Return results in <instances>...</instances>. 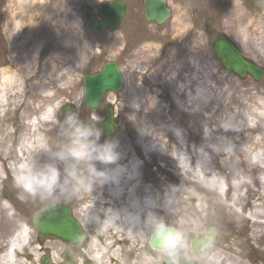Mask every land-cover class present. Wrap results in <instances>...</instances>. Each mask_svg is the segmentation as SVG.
<instances>
[{
  "label": "rangeland",
  "instance_id": "374dc122",
  "mask_svg": "<svg viewBox=\"0 0 264 264\" xmlns=\"http://www.w3.org/2000/svg\"><path fill=\"white\" fill-rule=\"evenodd\" d=\"M104 1L0 0V84L1 69L13 77V83H19L10 90L16 95L5 98L3 104H6L0 107V255L5 253L7 243L23 224L29 227L31 236L29 245L17 253L16 264H40V258L45 254L50 255V264H57L62 259L63 243L52 239L36 240L31 217L36 208L45 204L37 199L19 198L13 168L34 137L41 139V145L47 140L52 150L67 142L60 134L65 117L59 109L64 104L71 103L82 122L99 128L103 118L102 105L90 109L82 103L81 78L84 74L97 72L108 60L119 65L123 86L106 95L114 109V130L109 135L101 134L98 143L120 139L126 152L132 155L141 153L133 144L134 136L154 128L143 124L144 95H139L133 106L129 103L131 94L139 87L152 89V83L165 81L164 88L176 89L180 95L202 82L209 90L233 91V97H239L241 103L247 102L250 109H254L252 105L257 107L264 103V74L258 81L249 76L240 78L222 68L210 48L213 38L224 34L246 58L264 69V0H166L171 12L162 24L144 18L143 0H126L129 9L118 28L93 34L82 18V10L88 6L95 11V7ZM207 18L213 20L208 27L205 25ZM167 80L170 83H166ZM228 81L232 82L229 88ZM216 106L214 104L211 111ZM4 107L11 108L5 118ZM161 107L166 111L167 120L180 132L187 133L191 128L193 134L204 135L207 131L203 117H190L168 97L163 99ZM48 108H52L54 114L45 122L39 117ZM137 108L139 114L134 113ZM227 112V108H219L211 128H216ZM36 118L40 120L34 129L28 123ZM244 118L246 121H241L225 135L228 141H238L247 134L255 136V132L246 130L245 124L256 120L257 130L264 126L259 117L244 114ZM160 142L166 143L167 138ZM253 153L246 152L244 158L249 160ZM48 159L47 153L36 151L37 162ZM140 160L144 186L149 191L159 188L162 194L173 197V215L166 214L163 209L155 214L185 233L186 246L181 250V260L186 258L197 264H207V258L214 257L212 264H221L226 258L229 264H264V230H258L256 237H250L247 224L228 222L223 212L216 211L218 200L213 193L174 175V163L170 158L152 155L146 159L142 155ZM93 164L97 171H104L106 167L101 161H93ZM78 166L87 177L86 166ZM57 167L63 171V164L57 163ZM87 189L84 184L73 198L57 202L68 204L82 222L90 234L88 246L93 241L100 242L101 261H94L95 264H122L125 259L128 264H160L168 259L148 246L150 235H142V230H131L126 237L120 236L117 239L120 246H116L112 233L96 236L93 220L87 216L88 202H92ZM95 220L100 221L97 217ZM212 226L216 228L215 246L203 252L192 250L189 238L202 236ZM233 243L237 247L235 254L217 253L219 246ZM119 247L124 248L123 258ZM52 251L55 257H52Z\"/></svg>",
  "mask_w": 264,
  "mask_h": 264
},
{
  "label": "bare ground",
  "instance_id": "6f19581e",
  "mask_svg": "<svg viewBox=\"0 0 264 264\" xmlns=\"http://www.w3.org/2000/svg\"><path fill=\"white\" fill-rule=\"evenodd\" d=\"M4 71L1 69L0 107L6 104V102L3 104L5 98L16 95V93L11 94L10 90L14 89V85L19 84L13 83V77ZM167 82L170 83L169 80ZM231 85L232 82L228 81L227 88ZM152 86V89L139 87L129 99L130 105L133 106L138 96L144 95L143 118L147 120L144 119L143 124L146 127L149 125L154 127L147 133L143 132L139 136H134L133 144L139 147L141 153L139 151L133 155L127 153L121 145L122 140L117 139L115 143L119 158L114 163L105 164L107 167L104 171L111 172L113 169L122 168L119 176L103 184L94 182V188L91 191L87 189L92 200L91 203L88 202L87 216L93 220L96 236L112 233L115 236L112 237L116 239V246H120L117 239L122 235L126 237L128 231L142 230V233L144 232L142 224L134 223L133 218L142 221L146 216L158 213L160 209H163L166 214L175 213L173 197L162 194L159 188L149 191L144 186L143 175H139L142 167L139 162L142 155L146 159H150L152 155H156L157 158H166V150L169 149L170 159L174 163V175L182 181L197 184L213 193L218 200L216 211L223 212L230 223L247 224L250 228V237H256V231L264 230V126L257 130L256 120L254 122L252 120L259 117L264 122V103H260L257 107L252 105L255 106V110L250 109L247 102L241 103L239 97H233V91L209 90L202 82L189 89L186 94L181 92L180 95L176 89L164 88L165 81L152 83ZM165 97H168L176 107L185 111L190 117L195 115H197L195 117H203L207 129L204 135L193 134L191 128L187 133L175 129L167 120L166 111L161 107ZM262 98L263 101L264 98ZM49 99L51 100L52 97L50 96ZM214 104L217 105L216 109L211 111ZM224 107L228 112L224 114L216 128H211L210 124L215 112ZM4 110L3 118L7 116L11 108L4 107ZM139 112V108L134 110V113L139 114ZM52 114L54 110L48 108L39 118L47 122ZM244 114L253 117L250 118L253 123L245 125L248 126L247 131L255 132L256 135L247 134L238 141H228L225 135L238 123L246 121ZM39 118L28 124L35 129ZM163 138H167L166 143L160 142ZM40 141L39 137H34L30 144L28 143L30 147L28 146L23 157L14 165L15 175L32 156L36 159V151L38 152L42 146ZM194 142L195 145L192 144ZM248 151L254 153L249 160H246L244 154ZM111 213H118L120 218ZM96 217L100 221H96ZM29 238H31L29 227L23 224L21 230L7 243L5 253L0 255V264H16L15 257L17 253L25 249ZM99 243L96 240L89 244L91 249L89 258L96 263L101 261ZM92 248H94L93 253ZM215 248L217 250V246ZM236 251L237 247L233 243L231 246H219L217 253L235 254ZM210 253L214 255V252L208 251V254ZM51 254L52 257L56 255L54 251ZM212 259L214 257L207 258V264H212ZM223 261L221 264H229L227 258ZM236 261L239 262V260Z\"/></svg>",
  "mask_w": 264,
  "mask_h": 264
},
{
  "label": "clouds",
  "instance_id": "9594fccd",
  "mask_svg": "<svg viewBox=\"0 0 264 264\" xmlns=\"http://www.w3.org/2000/svg\"><path fill=\"white\" fill-rule=\"evenodd\" d=\"M60 134L66 138L65 144L52 150L49 142L45 140L38 151L47 153V162L39 163L32 156L14 177L15 187L20 193L19 198H32L43 202L44 211L53 210L57 200L73 198L84 184L91 191L94 182L103 184L108 180H115L122 170H96L93 161L110 164L118 160L117 144L112 141L98 143L101 129L82 122L78 112L67 113L60 126ZM57 163L63 164V171L57 167ZM81 164L86 166L87 177L78 168ZM111 214L120 218L118 213ZM133 221L142 224V234L150 235L153 248L168 257L166 264H183L180 258L181 250L186 246L183 231L177 230L156 214H150L142 221L133 218Z\"/></svg>",
  "mask_w": 264,
  "mask_h": 264
},
{
  "label": "water",
  "instance_id": "95a60500",
  "mask_svg": "<svg viewBox=\"0 0 264 264\" xmlns=\"http://www.w3.org/2000/svg\"><path fill=\"white\" fill-rule=\"evenodd\" d=\"M125 13V3L117 0H109L99 4L97 17L86 8L82 16L91 32L95 33L101 29L115 30L121 22ZM143 14L146 20L162 24L170 16V8L166 0H145ZM212 24V19H207L205 25ZM211 51L218 59L221 66L228 72L242 78L250 76L253 80H259L263 75V68L246 59L239 49L225 35H217L211 42ZM83 87L82 102L88 108H96L102 104L105 96L110 91H118L122 86L119 68L114 61H107L100 71L85 74L81 78ZM74 106L67 103L60 108L62 116L66 117ZM103 120L100 129L103 134H110L114 128L113 109L109 105L102 108ZM80 169V168H79ZM45 206L38 208L32 216V223L37 234L42 238H53L68 244L71 248L78 245L85 236L79 221L72 215L67 204L56 203L51 211H44ZM216 228L212 226L204 236H194L189 240L190 247L200 251L209 246L215 236ZM149 247L154 249L151 240ZM206 245V246H205ZM183 264H196L194 261L185 259ZM50 258L44 255L40 258V264H49ZM60 264H76L72 252L66 251L65 262ZM85 264H90L86 262ZM162 264H166V261Z\"/></svg>",
  "mask_w": 264,
  "mask_h": 264
},
{
  "label": "flooded vegetation",
  "instance_id": "af4514ba",
  "mask_svg": "<svg viewBox=\"0 0 264 264\" xmlns=\"http://www.w3.org/2000/svg\"><path fill=\"white\" fill-rule=\"evenodd\" d=\"M124 1L125 5H126V12L125 14L127 13L128 9H129V3L128 1L126 0H122ZM143 4H144V0H143V3H142V9H143ZM97 7V6H96ZM84 172V171H83ZM85 230V229H84ZM86 232V239H84V241L78 245V246H75V247H72L70 249V246L69 245H66V244H63L64 247H63V254H62V259L61 261H64V257H65V252L66 250H71L73 251V254H74V261H76L77 264H83L84 261L89 257L88 253L90 252V249H89V246L87 245V242L89 241L90 239V234L87 230H85ZM39 242H42L40 240H38ZM123 244V242H120ZM212 247L215 246V241H213ZM120 248V247H119ZM121 249V248H120ZM124 254V255H123ZM120 255H121V258H123V256H125V252H124V248L122 247L121 251H120ZM126 260V259H125ZM124 260V263L122 264H128L127 262H125Z\"/></svg>",
  "mask_w": 264,
  "mask_h": 264
}]
</instances>
